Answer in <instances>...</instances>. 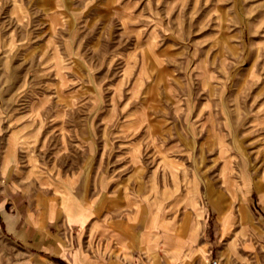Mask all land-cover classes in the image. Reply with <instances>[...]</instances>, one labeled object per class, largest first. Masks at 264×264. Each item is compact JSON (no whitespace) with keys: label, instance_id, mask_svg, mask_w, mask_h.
Segmentation results:
<instances>
[{"label":"rangeland","instance_id":"1","mask_svg":"<svg viewBox=\"0 0 264 264\" xmlns=\"http://www.w3.org/2000/svg\"><path fill=\"white\" fill-rule=\"evenodd\" d=\"M3 191L0 264H264V0H0Z\"/></svg>","mask_w":264,"mask_h":264},{"label":"crops","instance_id":"2","mask_svg":"<svg viewBox=\"0 0 264 264\" xmlns=\"http://www.w3.org/2000/svg\"><path fill=\"white\" fill-rule=\"evenodd\" d=\"M3 199H0V214L3 218V225L4 229L8 234H11L15 238L22 239L23 241L28 243V239L31 238V235H34V231L32 227L27 222H23L20 220V215L15 214V199H11L12 204L8 201L7 192L3 191ZM6 197V198H5ZM5 198V199H4ZM11 206V209L9 208ZM198 228H199V221L194 220L192 223L189 221L183 222L179 230L186 232V235L188 236L189 245L193 247L192 245L197 241L198 239ZM226 225L221 226V232H226ZM165 253L168 257H172L174 254H176V250L173 248V246H168L165 250ZM152 264H167L164 261L160 260L158 257L154 258L152 261Z\"/></svg>","mask_w":264,"mask_h":264},{"label":"built area","instance_id":"3","mask_svg":"<svg viewBox=\"0 0 264 264\" xmlns=\"http://www.w3.org/2000/svg\"><path fill=\"white\" fill-rule=\"evenodd\" d=\"M209 264H220V261L217 258H213L210 260Z\"/></svg>","mask_w":264,"mask_h":264}]
</instances>
